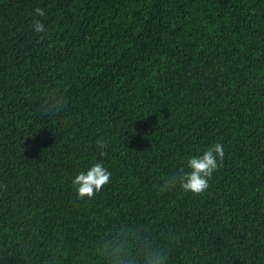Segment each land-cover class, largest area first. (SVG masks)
<instances>
[{
  "label": "trees",
  "instance_id": "obj_1",
  "mask_svg": "<svg viewBox=\"0 0 264 264\" xmlns=\"http://www.w3.org/2000/svg\"><path fill=\"white\" fill-rule=\"evenodd\" d=\"M215 142L205 192L161 188ZM101 159L110 183L77 198ZM126 236L264 264V0H0V264H104Z\"/></svg>",
  "mask_w": 264,
  "mask_h": 264
},
{
  "label": "clouds",
  "instance_id": "obj_2",
  "mask_svg": "<svg viewBox=\"0 0 264 264\" xmlns=\"http://www.w3.org/2000/svg\"><path fill=\"white\" fill-rule=\"evenodd\" d=\"M44 16L43 8L37 6L32 9L33 33L45 32L44 24L40 19ZM100 147L103 148V144ZM224 151V145L215 142L186 154L181 159L180 168L161 182V188L164 190L176 188L194 195L205 192L209 187L210 178L224 157ZM111 177L112 172L102 159L93 160L72 174L71 184L77 198L90 199L110 183ZM101 256L104 264H166L167 261L164 249L153 248L150 241H140L135 236L120 237L111 244L102 245Z\"/></svg>",
  "mask_w": 264,
  "mask_h": 264
}]
</instances>
